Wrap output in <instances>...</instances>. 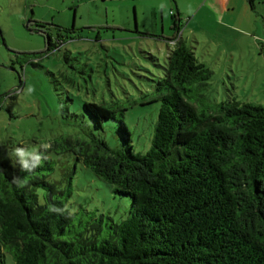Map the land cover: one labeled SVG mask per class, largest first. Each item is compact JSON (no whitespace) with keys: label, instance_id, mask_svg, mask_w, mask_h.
Returning <instances> with one entry per match:
<instances>
[{"label":"trees","instance_id":"obj_1","mask_svg":"<svg viewBox=\"0 0 264 264\" xmlns=\"http://www.w3.org/2000/svg\"><path fill=\"white\" fill-rule=\"evenodd\" d=\"M176 38L149 100L160 106L145 154L133 151L122 116L94 103L83 104L91 128L117 122L120 148L92 130L54 142L51 150L74 159L62 188L51 179V159L26 174L0 143V264L4 251L15 264H264V107L234 99L195 105L211 72ZM75 163L130 200L126 219L70 204Z\"/></svg>","mask_w":264,"mask_h":264},{"label":"rangeland","instance_id":"obj_2","mask_svg":"<svg viewBox=\"0 0 264 264\" xmlns=\"http://www.w3.org/2000/svg\"><path fill=\"white\" fill-rule=\"evenodd\" d=\"M174 37L211 72L195 105L234 99L264 107V0H0V143L10 157L17 145L42 152L62 188L74 159L50 148L93 131L83 104L94 103L115 109L133 151L145 154L160 106L149 100ZM116 128L110 120L93 132L117 150ZM75 165L70 204L126 219L130 200ZM4 264H15L8 251Z\"/></svg>","mask_w":264,"mask_h":264},{"label":"clouds","instance_id":"obj_3","mask_svg":"<svg viewBox=\"0 0 264 264\" xmlns=\"http://www.w3.org/2000/svg\"><path fill=\"white\" fill-rule=\"evenodd\" d=\"M11 157L12 162L15 165H19L20 170L26 174L34 171L35 168L39 166V163L44 159V155L42 152L21 145L14 146L11 149ZM33 159H35L37 163L33 164ZM12 180L18 186H23L24 177L14 175ZM49 210L62 214L65 209L57 208L55 205H52L50 206Z\"/></svg>","mask_w":264,"mask_h":264},{"label":"crops","instance_id":"obj_4","mask_svg":"<svg viewBox=\"0 0 264 264\" xmlns=\"http://www.w3.org/2000/svg\"><path fill=\"white\" fill-rule=\"evenodd\" d=\"M251 1H252V0H251ZM177 15H178V14H177ZM177 15H176V16H177ZM174 44H175V42H173V45H172V47L174 46Z\"/></svg>","mask_w":264,"mask_h":264},{"label":"flooded vegetation","instance_id":"obj_5","mask_svg":"<svg viewBox=\"0 0 264 264\" xmlns=\"http://www.w3.org/2000/svg\"><path fill=\"white\" fill-rule=\"evenodd\" d=\"M58 29H59V28H58ZM61 30H63V29H61ZM59 31H60V29H59ZM63 31H68V30L65 29V30H63Z\"/></svg>","mask_w":264,"mask_h":264}]
</instances>
